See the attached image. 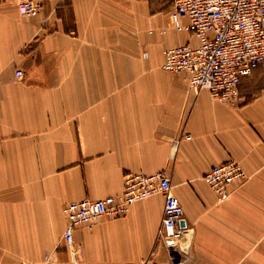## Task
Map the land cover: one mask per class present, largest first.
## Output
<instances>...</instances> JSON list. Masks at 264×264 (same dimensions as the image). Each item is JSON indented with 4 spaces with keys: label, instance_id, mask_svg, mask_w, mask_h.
Returning a JSON list of instances; mask_svg holds the SVG:
<instances>
[{
    "label": "crops",
    "instance_id": "0c3cea01",
    "mask_svg": "<svg viewBox=\"0 0 264 264\" xmlns=\"http://www.w3.org/2000/svg\"><path fill=\"white\" fill-rule=\"evenodd\" d=\"M22 1L0 0V244L40 242L53 264H264V69L219 102L162 69L166 49L196 44L175 30L172 0H40L37 17ZM107 15L129 16L136 39L113 35ZM230 160L247 180L218 201L203 176ZM158 171L183 209L178 258L158 239L161 195L66 245L65 204Z\"/></svg>",
    "mask_w": 264,
    "mask_h": 264
},
{
    "label": "built area",
    "instance_id": "2783aa9c",
    "mask_svg": "<svg viewBox=\"0 0 264 264\" xmlns=\"http://www.w3.org/2000/svg\"><path fill=\"white\" fill-rule=\"evenodd\" d=\"M18 6L22 15L31 17L39 16L43 10L40 0H24ZM168 17L176 31L190 32L196 44L166 49L162 69L185 73L188 85L196 93L207 90L212 99L235 104L241 79L260 66L264 69V0H172ZM183 18L188 19L187 25L182 24ZM14 75L22 78L23 72L17 69ZM181 137L190 138L188 133ZM246 180V174L233 160L212 167L203 176L218 201L230 196L233 183ZM123 183V191L118 195L64 205L66 245L72 250L76 229L90 227L104 216L121 217L132 204L161 195L163 211L158 239L174 259L179 250L177 242L185 232L179 227L183 209L173 194L169 175L164 171L150 175L126 173ZM142 264L158 263L147 259Z\"/></svg>",
    "mask_w": 264,
    "mask_h": 264
},
{
    "label": "rangeland",
    "instance_id": "374dc122",
    "mask_svg": "<svg viewBox=\"0 0 264 264\" xmlns=\"http://www.w3.org/2000/svg\"><path fill=\"white\" fill-rule=\"evenodd\" d=\"M131 23L132 21L129 20V16L127 15H107L106 17L108 30L110 29L113 35L124 36L126 38L124 40L125 44L128 43V41L131 42L132 40L136 39L134 32L135 30L132 28ZM183 242L184 240H182L180 244ZM43 247L44 244L40 242L36 244H27L26 246H20L19 244H0V264H53V261L50 260L49 257L38 259V256L42 255ZM179 251L180 250H178L175 255L176 258L179 257ZM4 256H10L14 258H2Z\"/></svg>",
    "mask_w": 264,
    "mask_h": 264
},
{
    "label": "bare ground",
    "instance_id": "6f19581e",
    "mask_svg": "<svg viewBox=\"0 0 264 264\" xmlns=\"http://www.w3.org/2000/svg\"><path fill=\"white\" fill-rule=\"evenodd\" d=\"M180 242H181V240H179L177 243H179V244H180ZM176 253H177V251L175 252V254H174V255H176Z\"/></svg>",
    "mask_w": 264,
    "mask_h": 264
},
{
    "label": "water",
    "instance_id": "95a60500",
    "mask_svg": "<svg viewBox=\"0 0 264 264\" xmlns=\"http://www.w3.org/2000/svg\"><path fill=\"white\" fill-rule=\"evenodd\" d=\"M180 226L183 227V223H182V221L180 222Z\"/></svg>",
    "mask_w": 264,
    "mask_h": 264
}]
</instances>
